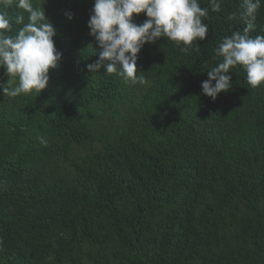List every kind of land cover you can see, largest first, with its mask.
Masks as SVG:
<instances>
[{
  "label": "trees",
  "instance_id": "obj_1",
  "mask_svg": "<svg viewBox=\"0 0 264 264\" xmlns=\"http://www.w3.org/2000/svg\"><path fill=\"white\" fill-rule=\"evenodd\" d=\"M33 4L62 58L39 94L0 90V264H264V84L237 66L215 101L201 88L240 0L210 9L199 52L145 43L136 85L87 70L93 0Z\"/></svg>",
  "mask_w": 264,
  "mask_h": 264
},
{
  "label": "clouds",
  "instance_id": "obj_2",
  "mask_svg": "<svg viewBox=\"0 0 264 264\" xmlns=\"http://www.w3.org/2000/svg\"><path fill=\"white\" fill-rule=\"evenodd\" d=\"M222 0H208L201 7L199 0H93L88 20L89 35L101 49L99 58L87 64V70L117 75L126 85L144 84L137 74L138 53L145 43H157L160 38L173 43L184 55L199 52L200 44L209 33V11L220 12ZM264 0H240L239 20L242 31H232L213 49L215 65L207 69L208 79L202 81V94L213 101L231 87L230 69L241 66L246 83L253 89L264 84V35L255 31L257 13ZM23 10L15 15L9 9ZM145 13L143 23L134 22V14ZM68 19L73 18L66 12ZM227 20L237 19L235 12ZM16 26V27H14ZM56 29L42 7L33 0H0V68L8 76L0 83L5 96L18 97L40 93L49 82L50 68L58 67L62 53L53 37ZM215 81V83H213ZM47 145L44 137L37 138Z\"/></svg>",
  "mask_w": 264,
  "mask_h": 264
}]
</instances>
